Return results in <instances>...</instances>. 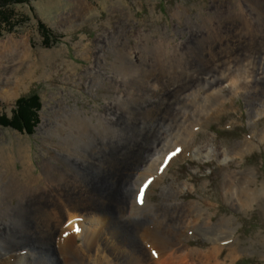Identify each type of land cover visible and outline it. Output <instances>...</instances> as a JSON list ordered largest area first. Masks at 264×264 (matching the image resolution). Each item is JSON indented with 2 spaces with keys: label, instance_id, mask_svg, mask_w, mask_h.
<instances>
[{
  "label": "rangeland",
  "instance_id": "1",
  "mask_svg": "<svg viewBox=\"0 0 264 264\" xmlns=\"http://www.w3.org/2000/svg\"><path fill=\"white\" fill-rule=\"evenodd\" d=\"M235 1L0 0V82L9 76L10 84H4V87L18 84L17 96L9 101L0 99V161L15 162L21 180L5 177L6 167L0 164V258L4 257L6 250L15 249L22 252L24 264H68L58 242L60 228L68 229L69 216L74 212H80L75 215V226L71 228L76 245L74 248L79 251L83 244L84 231L91 226L89 218L94 217L86 214L102 209L96 201H91L92 207H88L83 197L84 189L79 185L78 165L87 164V155L94 145L93 137L83 132V128L87 124L91 127L92 122L97 123V116L118 93L125 94L123 85L118 88L121 78L117 77L118 69L113 63L117 60L118 46L123 45L132 52L129 57L133 60L143 42L149 46L169 42L174 46L189 37L190 27H204L203 18L215 14L213 8L216 2L234 6ZM179 6H182L180 10L183 13L176 15ZM227 21L236 23L239 20L232 17ZM118 31L126 36L122 43L117 41ZM142 32L148 34V40L145 37L138 39ZM10 37L18 40L19 44L13 52L2 46ZM27 39L31 47L29 57L22 56V51H18ZM103 47L104 60L99 65L97 53ZM91 70L96 77L90 74ZM33 92L39 96V106L32 108L36 120L29 131L24 126L20 127L23 123L17 114L21 108L31 106L29 103L19 105L17 99ZM232 106L203 128L211 140L205 141L203 135L199 134L197 145L203 146L200 155L176 157L151 188H147V181H152L151 169L139 171L134 177L139 184L132 187V191L127 187L129 191L124 195L126 201L131 195L130 210L122 219L136 225V230H126L127 242L137 236L136 240L146 256L154 255L147 244L152 229L170 243L178 240L174 227L157 217L155 210L173 209L172 206L198 200L210 211L214 222L222 216L230 217L231 230L227 237L220 236L221 233L209 236L197 230L184 241L186 246L181 251L189 252L192 248L205 250L218 245L223 247L219 260L224 264H264V113L256 117L257 128L262 133H252L250 118L253 112L245 96H236ZM81 117H86L87 124ZM93 134L95 139H99L96 130H93ZM242 140H248L249 147H244L240 155L230 154L229 144ZM214 143H218L219 147L216 148ZM224 150L232 158L224 159L221 156ZM167 153L164 152L165 155ZM44 161H49L54 167L50 175L44 171ZM226 162L230 163L231 169H247L250 172L236 177L224 187ZM24 169L29 176L24 175ZM30 175L34 182L26 185L23 180L30 178ZM69 176L72 177L70 188ZM73 184H77V187L73 188ZM170 184L181 191L179 195L164 197L163 187ZM250 187L263 192V197L239 207L231 204L229 195L233 191L252 198ZM145 191L146 198L155 204L153 210H148L147 205L142 209L131 207L135 201L142 206ZM48 194L49 202L44 204V208H38L41 216L38 227L44 233L38 235L29 232L26 224L29 220H35L30 216V212L36 211L33 205L38 196L46 197ZM104 214L107 215L106 219H100L90 230V233L98 232L106 226L100 235L101 246L98 249L96 245L89 248V254L93 258L97 254L109 255V259H112V242L117 241V245L125 242L114 232V211ZM49 215L53 217L49 218ZM80 220L86 226L84 230L81 229ZM216 231L219 229L216 228ZM45 241L47 243L42 245L44 248H40ZM120 251L125 252L123 249ZM80 260L82 264H95L86 255ZM116 262L127 263L117 259ZM150 262L148 257L141 261L142 264ZM184 262L202 264L195 255L188 256Z\"/></svg>",
  "mask_w": 264,
  "mask_h": 264
},
{
  "label": "bare ground",
  "instance_id": "2",
  "mask_svg": "<svg viewBox=\"0 0 264 264\" xmlns=\"http://www.w3.org/2000/svg\"><path fill=\"white\" fill-rule=\"evenodd\" d=\"M218 2L214 4L215 14L203 18L204 27H195V25L193 28L190 27L189 37L174 46H171L169 42L153 46L143 42L135 60L129 57V53L132 52L126 50L123 45L118 46L117 60L113 63L118 69L117 77L121 78L118 88L120 89L123 85L125 94L118 93L114 100L105 105L102 114L97 116V123L92 122L91 127L88 126L86 117H81V120L87 124L83 132L93 137L94 145L92 152L87 155L89 160L87 164L78 165L79 185L84 189L83 197L88 202V207H92L91 201H96L100 203L102 209H99L97 213L86 212L87 216L94 215L93 218H89L91 226L86 229L84 223L79 221L81 229H85L84 242L79 251L74 248L76 245L71 228L75 226L73 224L76 221L75 215L80 212H74L69 216L68 232L65 228H60L58 243H60L59 246L68 264H82L80 258L84 255L92 259L95 264H116V259L127 262L126 264H139L147 257L151 260L150 264L154 262L187 264L184 259L190 255L197 256L202 264H224L219 260L220 250L223 247L218 245L205 250L192 248L189 252L181 251V248L186 246L184 241L191 236L190 234L194 235L197 230L209 236H212V233H221L220 236L225 237L231 230L230 217L222 216L214 222L210 211L204 208L198 200L172 206L173 209L155 210L157 217L161 218L165 224L174 227L178 240L170 243L152 229L147 244L153 250L154 257L145 255L140 242L136 240L137 236L127 242L126 230H136V225L122 219L130 210L128 206L131 200L130 195L126 201L124 194L129 190L132 191V187L139 184L138 180H134L139 171L151 169L152 181L151 183L147 181V188H151L165 174V169L176 157L200 155L203 152V146L197 145L199 134L203 135L202 138L205 141L211 140L203 128L213 118L229 109L236 96L244 95L253 112L250 118L251 132L262 133V130L259 131L257 128L258 119L256 117L264 113V0H236L234 6ZM180 9L182 6L178 7L176 15L183 13ZM232 17L238 18L239 21L236 23L227 21ZM116 36H118L119 43L126 38L119 31ZM141 37H145V40L149 39L148 34L143 32L140 33L138 39L140 40ZM17 41L10 37V40L2 46L13 52L19 46ZM22 47L18 51H22V56L29 57L31 47L28 39L25 43L22 42ZM104 50L103 47L102 51L97 53V57L100 58L99 65L103 63ZM92 72L91 70V75L94 73ZM5 78L0 82V99L9 101L17 96L18 84L6 88L3 85L8 84L10 78L9 76ZM90 83H93V77ZM93 130L99 133V139H95ZM214 145L216 148L219 147L218 143ZM228 147L230 154L240 155L244 152V147H249V141L232 142ZM204 150L207 151V148ZM165 151L168 152L166 155ZM223 152L221 156L224 159L231 157L227 155V150ZM8 162L9 160L0 161V164L6 167L7 174L4 176L9 180L21 181L15 162L11 164ZM227 162L224 164L223 171L224 187L236 177H242L250 172L247 169H231L230 163L227 164ZM31 163L27 167L30 168ZM53 169L49 161H44V171L47 175H50ZM23 173L25 176L28 175L26 169ZM71 180L72 177L69 176V188L72 185ZM23 182L30 185L34 180L30 175V178ZM76 187L77 184H73V188ZM163 188L164 197L179 195L181 191L173 184ZM251 189L252 198L250 199L242 192L233 191L229 195L231 204L239 207L246 203L251 204L255 198L263 197V192ZM68 198L72 199L69 195ZM48 202L49 194L46 197L38 196L33 205L37 212H30V216L35 220L27 222L26 230L38 235L44 233V230L38 227L41 219L38 208H44V204ZM144 205L148 206V210H153L155 205L146 198V191L142 206L135 201V204L131 203V207L136 206L142 209ZM112 210L115 214L114 232L118 237L121 236V240L125 243L119 242L122 245H117V241L112 242V259H109V255L103 256L102 254H97L94 258L91 256V258L89 248L95 245L97 249L100 248V235L104 233L106 226L101 229L98 227L97 229H100L98 232L90 233V230L95 226L93 224L99 222L100 219H106L107 215L104 213H110ZM102 214L104 216H99ZM86 221H88L87 217ZM216 228L219 231H216ZM94 230L96 231V228ZM43 243L47 242L41 243L40 248L42 249L44 248ZM119 249L125 252L121 253ZM117 250L119 252L115 254ZM16 251L15 249L6 250L4 257L0 258V264H24L22 252Z\"/></svg>",
  "mask_w": 264,
  "mask_h": 264
},
{
  "label": "trees",
  "instance_id": "3",
  "mask_svg": "<svg viewBox=\"0 0 264 264\" xmlns=\"http://www.w3.org/2000/svg\"><path fill=\"white\" fill-rule=\"evenodd\" d=\"M17 103L20 104H27L29 103L31 107H23L18 111V119L23 124L20 126H24L25 128H28L29 131L32 130L34 122L36 119H34L35 115L32 111V108L35 106H39V96L36 92L31 93L28 96H21L17 99Z\"/></svg>",
  "mask_w": 264,
  "mask_h": 264
}]
</instances>
